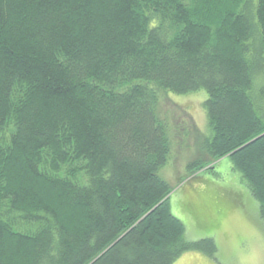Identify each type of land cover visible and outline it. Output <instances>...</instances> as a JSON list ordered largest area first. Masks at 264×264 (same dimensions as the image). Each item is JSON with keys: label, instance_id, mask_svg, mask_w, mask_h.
Returning a JSON list of instances; mask_svg holds the SVG:
<instances>
[{"label": "trees", "instance_id": "trees-1", "mask_svg": "<svg viewBox=\"0 0 264 264\" xmlns=\"http://www.w3.org/2000/svg\"><path fill=\"white\" fill-rule=\"evenodd\" d=\"M201 89V148L231 159L264 220V0H0V264L214 256L160 174L161 91Z\"/></svg>", "mask_w": 264, "mask_h": 264}, {"label": "rangeland", "instance_id": "rangeland-1", "mask_svg": "<svg viewBox=\"0 0 264 264\" xmlns=\"http://www.w3.org/2000/svg\"><path fill=\"white\" fill-rule=\"evenodd\" d=\"M207 98L205 89L160 94L159 111L168 121L173 144L160 174L172 189V211L184 222L186 239L214 237L218 247L214 256L186 250L173 264H264V220L258 200L229 157L214 161L201 148L212 134L204 106ZM192 162L207 167L192 170Z\"/></svg>", "mask_w": 264, "mask_h": 264}, {"label": "flooded vegetation", "instance_id": "flooded-vegetation-1", "mask_svg": "<svg viewBox=\"0 0 264 264\" xmlns=\"http://www.w3.org/2000/svg\"><path fill=\"white\" fill-rule=\"evenodd\" d=\"M215 198H221V197H215ZM220 200H222V199H220ZM217 201H219V199H217ZM216 201V203L218 204V202Z\"/></svg>", "mask_w": 264, "mask_h": 264}]
</instances>
